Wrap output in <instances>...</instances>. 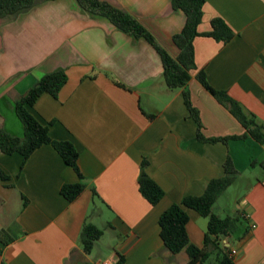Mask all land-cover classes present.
<instances>
[{
  "label": "crops",
  "instance_id": "obj_1",
  "mask_svg": "<svg viewBox=\"0 0 264 264\" xmlns=\"http://www.w3.org/2000/svg\"><path fill=\"white\" fill-rule=\"evenodd\" d=\"M100 1L129 13L172 57L179 54L173 36L186 17L173 10L172 0ZM202 11L199 33L209 32L218 17L234 36L227 43L194 38L190 101L204 138L238 137L244 128L196 74L203 70L213 89L264 123V0H205ZM57 69L67 75L57 98L44 93L27 110L48 127L51 139L74 145L85 189L72 202L61 195L62 185L79 179L50 145L26 160L0 152V170L7 175L0 180V204L15 209L11 223L0 222V231L12 230L0 240V264H187L184 251L171 255L164 248L159 216L185 196H201L209 181L224 175L228 156L238 176L213 212L239 214L249 231L220 243L235 264H264L263 145L251 138L198 140L182 89L164 83L157 51L107 19L83 13L74 0L45 2L15 19H0V128L23 137L14 104ZM144 159L146 174L163 191L156 205L139 191ZM223 196L231 202H221ZM184 210L189 240L203 248L208 219ZM85 222L103 231L89 253L79 241ZM205 264H216V253Z\"/></svg>",
  "mask_w": 264,
  "mask_h": 264
},
{
  "label": "trees",
  "instance_id": "obj_2",
  "mask_svg": "<svg viewBox=\"0 0 264 264\" xmlns=\"http://www.w3.org/2000/svg\"><path fill=\"white\" fill-rule=\"evenodd\" d=\"M55 0H0V19H15L19 15L30 11L35 6ZM79 9L88 15L99 16L110 21L117 30L132 36L134 39L142 38L147 41L159 54L163 71L162 78L167 88H180L183 91V101L191 118L197 124V139L203 142H223L229 139L251 138L264 146V123H260L254 117L243 110L238 102L230 98L226 92L213 89L207 82L203 70L196 74L197 81L209 92V94L239 122L244 128V133L238 137L204 138L201 134V122L198 111L192 106L187 83L190 80V71L196 69L194 61L193 40L195 37L204 36L216 41L227 43L233 36V31L221 18H213L210 22L209 32L199 33L198 26L203 15L205 0H172L173 10H180L186 19L181 32L173 36V43L179 49V54L172 57L161 47L153 36L129 13L100 0H74ZM67 81L64 69H57L43 75L28 91L20 96L14 104L15 113L23 126V137L12 135L0 128V152L5 155L19 153L26 160L37 148L42 145H50L63 162L70 166L78 176L79 181L75 184L61 186V195L69 202L74 201L85 189L84 178L77 167L78 152L69 141H57L50 138L48 127L42 125L28 110L37 99L44 93L57 98L59 91ZM116 85L125 88L119 82ZM148 119L154 115L146 114ZM253 162L251 165H254ZM264 164V160L260 163ZM147 161L141 162L138 176L139 191L151 204L156 205L163 197V191L146 174ZM224 175L218 179L209 181L201 196H185L179 203L170 205L161 213L158 219L160 237L164 248L171 254L176 255L184 251L187 255V264H205L211 253H216V264H235L230 256L229 248L220 241L226 237H243L249 228L243 226V220L237 215L220 217L213 212V206L227 188L232 186L238 176L231 158L228 156L223 164ZM0 170V180H6ZM96 195L95 191H93ZM184 208L196 211L200 216L207 218V231L204 237V247L198 248L193 245L186 231L188 216ZM103 231L90 223H84L79 241L86 253H89L94 243L102 236ZM123 261L120 259L118 264Z\"/></svg>",
  "mask_w": 264,
  "mask_h": 264
},
{
  "label": "rangeland",
  "instance_id": "obj_3",
  "mask_svg": "<svg viewBox=\"0 0 264 264\" xmlns=\"http://www.w3.org/2000/svg\"><path fill=\"white\" fill-rule=\"evenodd\" d=\"M229 196H223L220 198L221 202L228 201L229 203L231 202L230 200L227 199ZM15 213V209L12 204H7V205H2L0 204V222L4 221L6 223H11L12 216ZM12 234V230L10 229L9 232L1 230L0 231V240H6L10 235Z\"/></svg>",
  "mask_w": 264,
  "mask_h": 264
},
{
  "label": "built area",
  "instance_id": "obj_4",
  "mask_svg": "<svg viewBox=\"0 0 264 264\" xmlns=\"http://www.w3.org/2000/svg\"><path fill=\"white\" fill-rule=\"evenodd\" d=\"M251 228H253V225H251Z\"/></svg>",
  "mask_w": 264,
  "mask_h": 264
}]
</instances>
